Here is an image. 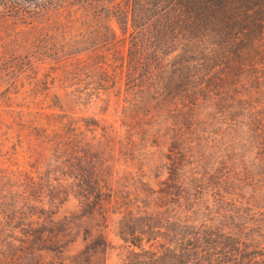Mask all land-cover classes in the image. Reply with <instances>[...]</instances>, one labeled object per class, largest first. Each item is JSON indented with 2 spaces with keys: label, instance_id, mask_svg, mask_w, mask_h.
<instances>
[{
  "label": "trees",
  "instance_id": "1",
  "mask_svg": "<svg viewBox=\"0 0 264 264\" xmlns=\"http://www.w3.org/2000/svg\"><path fill=\"white\" fill-rule=\"evenodd\" d=\"M0 12L56 13L50 81L75 104L121 97L122 120L165 145L169 181L163 197L117 201L95 167L97 119L49 111L30 127L44 160L0 165V264H94L65 252L69 197L85 214L113 201L128 247L114 264H264V0H0Z\"/></svg>",
  "mask_w": 264,
  "mask_h": 264
},
{
  "label": "rangeland",
  "instance_id": "2",
  "mask_svg": "<svg viewBox=\"0 0 264 264\" xmlns=\"http://www.w3.org/2000/svg\"><path fill=\"white\" fill-rule=\"evenodd\" d=\"M56 18V13L50 12L26 22L16 15L0 12V165L9 163L14 167L18 163L27 169L33 157L42 162L46 149L34 139V129L30 127L43 123L45 113L65 109L80 122L88 115L97 119L95 167L114 189L117 201L134 203L149 188L153 189V195H162L160 190L169 184V181L163 183L167 172L162 152L166 147L158 136L146 135L135 123L130 125L122 120L121 97L110 95L107 100L75 104L50 81L54 73L49 68L52 59L43 46L47 41L46 30ZM53 93L57 94L56 98ZM165 201L170 206L169 200ZM112 206L113 201L105 203L103 215L99 211L85 214L75 198L64 201L58 215H72L77 228L76 238L67 240L65 252L83 253L94 264L118 261L128 247L116 234L119 214L110 211Z\"/></svg>",
  "mask_w": 264,
  "mask_h": 264
}]
</instances>
